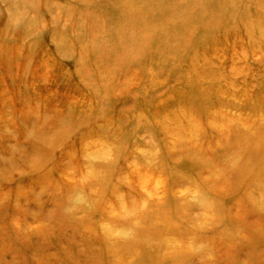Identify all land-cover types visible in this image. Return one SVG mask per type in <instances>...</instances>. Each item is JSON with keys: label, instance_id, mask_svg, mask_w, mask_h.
<instances>
[{"label": "rangeland", "instance_id": "obj_1", "mask_svg": "<svg viewBox=\"0 0 264 264\" xmlns=\"http://www.w3.org/2000/svg\"><path fill=\"white\" fill-rule=\"evenodd\" d=\"M201 1L0 0V264H264V0Z\"/></svg>", "mask_w": 264, "mask_h": 264}, {"label": "bare ground", "instance_id": "obj_2", "mask_svg": "<svg viewBox=\"0 0 264 264\" xmlns=\"http://www.w3.org/2000/svg\"><path fill=\"white\" fill-rule=\"evenodd\" d=\"M211 1V0H210ZM210 1H208V2H205V1H201V2H199L201 5H204L205 6V8L206 7H210V8H212L213 10H214V8L215 7H213V5H212V1L210 2ZM234 2H231L230 3V5H231V8L233 7V8H235L236 9V7H239V8H243L244 9V7H242L245 3L243 2V1H241V4H238V6H236V5H234L233 4ZM218 5H220V7H222L223 5L230 11V9H229V7H228V5H227V3H226V1L225 0H222L220 3H218ZM222 5V6H221ZM240 5H242V6H240ZM198 6V5H197ZM214 6H216V5H214ZM212 9H209V11L210 12H213V10ZM220 11L217 13V14H213V13H211V16L208 18V21H204V24L206 25V26H208V25H210L211 24V22H215V21H217V22H219L218 24L220 25V28H222V27H224V25H225V23L227 22V20H232L231 18L232 17H238V11H233V12H231V14L230 13H228L227 11H226V9L223 7L222 8V10L221 9H219ZM245 10V9H244ZM256 10V9H255ZM232 11V10H231ZM240 11V10H239ZM241 14V13H240ZM241 15H243V16H246V14H241ZM226 17L228 18L227 20H226ZM261 18V17H260ZM260 18L258 17V16H256L255 18L253 17V18H250L249 16H247V19L248 20H252L253 22H255L256 20L258 21V19L260 20ZM263 18V17H262ZM222 20H223V22H222ZM251 24V23H250ZM212 26L213 27H211L212 29H210V31H214V32H218V29H219V26H218V28L215 26V25H213L212 24ZM215 26V27H214ZM175 31V30H174ZM216 34V33H215ZM227 36L228 35H226L225 36V38L227 39ZM221 43V42H220ZM177 51H179V50H177ZM180 52H182V51H180ZM185 53V52H184ZM200 94V96H202L203 97V95L204 94H202V93H199ZM199 96V97H200ZM204 98V97H203ZM207 114V113H206ZM209 130H211V131H208L209 133H211V134H215L216 136H218L219 137V133H215V131L214 130H212V129H209ZM257 148V150L255 151L254 150V152L256 153V155H257V161L258 162H262L263 161V159H264V145H259V146H257L256 147ZM191 154V153H190ZM206 154V153H205ZM189 155V154H188ZM206 156H207V154H206ZM215 177H214V174L213 173H208V178H207V180H209V181H213L212 179H214ZM3 183H4V181L2 180V179H0V186L1 185H3ZM8 202H9V204H8ZM10 199L6 196V193H0V207H2L3 209L2 210H5V211H11V210H13L14 208H15V204L16 203H14L13 202V204L11 205L10 204ZM7 226L9 227H11L10 229H7V228H3L4 229V233L2 234L1 232H0V240H1V242H2V245H7L8 247H10V248H15V245L16 244H18V245H21V243H20V241H18V237H17V235H12V236H10L9 234H7L9 231H11V230H14V231H20L21 230V228H20V223L19 222H13V223H8L7 224ZM263 229H264V221H263ZM262 227H255V229L253 230L254 232L252 233V235L253 236H259L260 234H259V232H257V231H259ZM252 232V231H251ZM251 234V233H250ZM263 236H264V233H263ZM17 241V242H16ZM25 244H28V243H26V241H23L22 242V246L23 247H25ZM18 245H17V247H18Z\"/></svg>", "mask_w": 264, "mask_h": 264}]
</instances>
